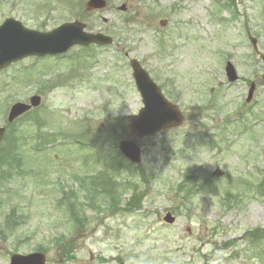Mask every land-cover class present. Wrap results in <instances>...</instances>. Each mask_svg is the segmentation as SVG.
<instances>
[{"label": "rangeland", "instance_id": "1", "mask_svg": "<svg viewBox=\"0 0 264 264\" xmlns=\"http://www.w3.org/2000/svg\"><path fill=\"white\" fill-rule=\"evenodd\" d=\"M16 1L0 0V23L14 18L50 30L79 21L88 32L112 37L114 45L82 51L93 58L81 63L67 61L81 55L74 48L62 63L26 60L0 73V127L19 126L23 118L43 124L21 127L34 137L22 156L25 167L5 185L0 181V229L11 211L17 215L9 239L0 234V264H9L16 251L27 255L39 248L47 264H264V236L254 246L248 236L264 230V0H106L103 11L87 10L88 0ZM122 6L126 12L119 11ZM132 58L184 116L180 127L137 140L139 170L118 159L114 146L132 138L128 119L142 108ZM227 62L239 77L234 84L226 77ZM72 64L82 72L73 76ZM19 71L15 82L31 73L58 86L40 91L36 82L13 85ZM251 83L255 92L247 102ZM32 95L42 97L41 106L10 126V108ZM64 134L80 145L42 147L47 144L39 136L61 141ZM100 170L119 187L126 185L123 201L137 186L141 207H87V221L77 232L59 204L62 190L79 193V179ZM192 174L196 188L183 203L176 187ZM167 213L176 218L173 225L163 222ZM61 235L74 242L72 260L52 246Z\"/></svg>", "mask_w": 264, "mask_h": 264}, {"label": "water", "instance_id": "2", "mask_svg": "<svg viewBox=\"0 0 264 264\" xmlns=\"http://www.w3.org/2000/svg\"><path fill=\"white\" fill-rule=\"evenodd\" d=\"M105 6L106 3L103 0H91L88 4L90 9L98 10L105 8ZM84 28L85 26L81 24L64 25L49 34H39L26 30L19 22L11 19L7 20L0 27V70L29 56L62 54L75 45L89 46L90 44H98L102 46L112 43L110 38L103 35L84 33ZM251 41L256 47V41ZM262 60L264 62V57H262ZM131 67L145 106L138 116L131 118L130 128L133 134L142 138L163 129L179 126L182 118L177 109L163 98L159 88L150 80L137 61L133 60ZM226 73L231 82L237 80L235 70L230 63L227 65ZM254 89L255 87L252 85L248 101L251 100ZM39 103V98L32 100V105L35 107ZM30 108V106L22 104L14 106L11 110L9 121L12 122ZM4 133L5 130L0 128V143ZM120 149L131 161L139 163L140 151L134 143L122 142ZM165 221L173 224L175 219L168 214ZM11 264H46V257L42 254L15 255L11 258Z\"/></svg>", "mask_w": 264, "mask_h": 264}, {"label": "trees", "instance_id": "3", "mask_svg": "<svg viewBox=\"0 0 264 264\" xmlns=\"http://www.w3.org/2000/svg\"><path fill=\"white\" fill-rule=\"evenodd\" d=\"M12 141L13 142H12L11 148L14 151V156L12 159L9 156L10 154L8 151L6 154L3 155V160H0V161L4 167H19L22 165V152H21V149L18 147V144H17L19 139L14 138V139H12ZM100 180H102V182H103V179H100ZM96 182H98V180H96ZM179 188L181 190H183L185 187L180 185ZM112 190H114V192H115L116 189L112 188ZM112 190H110V191H112ZM191 192H192L191 189H187V188L185 189L186 195L191 194ZM105 195H108V194L105 193ZM110 196H111V202L110 203L112 206V208H110V209L115 210L117 205H118V202H119V200H118L119 196L116 193H113V196L112 195H110ZM140 202H141V198L136 193H134L133 196L131 197L130 201L128 202L127 207L130 209L136 208L137 206H139ZM71 217L75 221L74 223L77 226L76 227L77 232L81 231L84 228V222L86 221V219H79L77 217V215H75L74 212L71 213ZM248 235L252 239V244H256L259 237L264 236V231L250 232V233H248ZM54 245L56 246L57 252L61 258H65L67 260L74 259L73 258L74 257L73 256V248H74L73 246L74 245L72 244V242H69V241L67 242L64 240V238H59V239H56L54 241Z\"/></svg>", "mask_w": 264, "mask_h": 264}]
</instances>
